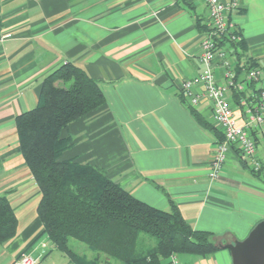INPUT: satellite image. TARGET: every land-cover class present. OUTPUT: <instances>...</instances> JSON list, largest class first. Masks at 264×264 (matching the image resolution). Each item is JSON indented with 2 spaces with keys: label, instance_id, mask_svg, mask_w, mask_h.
Here are the masks:
<instances>
[{
  "label": "crops",
  "instance_id": "obj_1",
  "mask_svg": "<svg viewBox=\"0 0 264 264\" xmlns=\"http://www.w3.org/2000/svg\"><path fill=\"white\" fill-rule=\"evenodd\" d=\"M239 3L231 18L244 46L231 52V59L236 70L248 58L261 68V80L245 84V93L253 94L264 86V0ZM208 26L202 0H0V195H7L19 220L16 236L0 244V264H15L24 254L37 264H79L45 233L37 210L41 190L20 151L15 122L38 104L44 77L69 61L99 82L107 106L66 128L64 135L74 144L62 157L102 169L160 209L170 210L173 200L194 228L214 233L216 250L177 253L182 262L234 264L224 245L244 240L264 221V127L252 131L259 171L234 145L220 177H210L223 133L212 100L192 106L181 87L204 70L201 42ZM214 71L224 82L218 58ZM230 102L243 123L238 97ZM192 108L210 126L201 124ZM77 250L90 260L97 257L84 244Z\"/></svg>",
  "mask_w": 264,
  "mask_h": 264
},
{
  "label": "trees",
  "instance_id": "obj_2",
  "mask_svg": "<svg viewBox=\"0 0 264 264\" xmlns=\"http://www.w3.org/2000/svg\"><path fill=\"white\" fill-rule=\"evenodd\" d=\"M256 66L248 58L244 66L238 63L237 72ZM106 106L99 82L69 61L44 77L38 104L15 118L20 151L41 190L37 210L45 233L79 264H101L102 257L119 264H162L173 253L216 250L214 233L194 228L175 201L170 210L160 209L136 198L102 169L62 157L74 144L72 136L64 135L66 128ZM192 112L210 126L196 109ZM18 224L13 205L1 194L0 244L16 236ZM143 234L154 238V245L145 246ZM72 239L97 252L95 261L72 246Z\"/></svg>",
  "mask_w": 264,
  "mask_h": 264
},
{
  "label": "built area",
  "instance_id": "obj_3",
  "mask_svg": "<svg viewBox=\"0 0 264 264\" xmlns=\"http://www.w3.org/2000/svg\"><path fill=\"white\" fill-rule=\"evenodd\" d=\"M202 1L209 10V28L201 42L200 61L204 64V70L196 76L185 78L181 87L185 99L192 106L196 107L203 99L212 100L214 120L223 133V138L216 143L210 177H220L227 153L234 145L248 158L253 169L259 171L262 164L257 156V145L252 131L264 127V86L256 93L246 94L245 84L260 81L262 70L258 66L245 69L241 76L236 70L237 65L231 59V52L237 51L243 41L237 23L231 18V13L239 8V0ZM223 40L231 44L230 50L221 44ZM216 58L223 68L224 82L214 71ZM236 93L239 94L237 104L243 109V123L238 121L230 102V97ZM170 258L169 264H186L177 253L171 254ZM15 264H37V259L30 254H24Z\"/></svg>",
  "mask_w": 264,
  "mask_h": 264
},
{
  "label": "water",
  "instance_id": "obj_4",
  "mask_svg": "<svg viewBox=\"0 0 264 264\" xmlns=\"http://www.w3.org/2000/svg\"><path fill=\"white\" fill-rule=\"evenodd\" d=\"M231 249L234 264H264V221L244 240L224 245Z\"/></svg>",
  "mask_w": 264,
  "mask_h": 264
},
{
  "label": "rangeland",
  "instance_id": "obj_5",
  "mask_svg": "<svg viewBox=\"0 0 264 264\" xmlns=\"http://www.w3.org/2000/svg\"><path fill=\"white\" fill-rule=\"evenodd\" d=\"M143 235H145L146 237H149L150 239H152L153 242H155V239L152 238L151 236H148L146 234H143ZM143 240H144V245L148 246V242H150V240H148V238H145ZM143 240H141V243H143ZM78 243H80V242L75 240V239L71 240V245L74 246L76 249H77Z\"/></svg>",
  "mask_w": 264,
  "mask_h": 264
}]
</instances>
